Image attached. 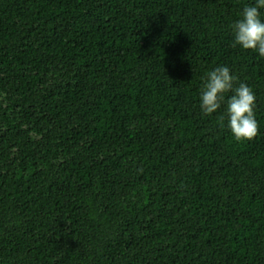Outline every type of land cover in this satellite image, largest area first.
<instances>
[{"label": "trees", "instance_id": "obj_1", "mask_svg": "<svg viewBox=\"0 0 264 264\" xmlns=\"http://www.w3.org/2000/svg\"><path fill=\"white\" fill-rule=\"evenodd\" d=\"M255 2L0 0V264H264V57L232 28ZM217 66L251 141L233 92L201 111Z\"/></svg>", "mask_w": 264, "mask_h": 264}, {"label": "clouds", "instance_id": "obj_2", "mask_svg": "<svg viewBox=\"0 0 264 264\" xmlns=\"http://www.w3.org/2000/svg\"><path fill=\"white\" fill-rule=\"evenodd\" d=\"M260 9H264V0H256L254 5L243 8L242 18L232 25L233 47L239 45L264 57V22ZM236 79L228 66H217L209 71L200 93V108L204 115L211 116L221 108L226 94L233 92L226 101L227 127L237 142L251 141L259 134L255 117L256 96L246 83L234 88ZM220 119L223 122L224 116Z\"/></svg>", "mask_w": 264, "mask_h": 264}]
</instances>
